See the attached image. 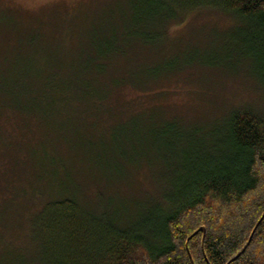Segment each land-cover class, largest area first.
Wrapping results in <instances>:
<instances>
[{"label": "rangeland", "instance_id": "obj_1", "mask_svg": "<svg viewBox=\"0 0 264 264\" xmlns=\"http://www.w3.org/2000/svg\"><path fill=\"white\" fill-rule=\"evenodd\" d=\"M142 1L0 0V74L53 90L38 105L0 100V264H50V202L140 225L230 160L235 113L264 120V21L222 0ZM109 46L130 51L110 57L119 78L83 88Z\"/></svg>", "mask_w": 264, "mask_h": 264}, {"label": "trees", "instance_id": "obj_2", "mask_svg": "<svg viewBox=\"0 0 264 264\" xmlns=\"http://www.w3.org/2000/svg\"><path fill=\"white\" fill-rule=\"evenodd\" d=\"M142 2L150 6L156 0ZM216 7L264 21V0H222ZM124 33L120 35L126 41H139L135 47L146 42L142 32ZM120 52L130 51L109 46L98 54L97 62L103 65L85 70L83 88L101 76L119 78L117 62L110 57ZM18 71L5 68L0 74L1 101L21 108L22 102L38 105L39 99L53 96V90H38V85L26 91V79ZM89 89L81 95H89ZM231 125L235 147L230 160L194 174L180 195L168 197L167 205H156L140 225H112L70 199L48 203L45 212L56 213L49 226L50 264H264V120L237 112Z\"/></svg>", "mask_w": 264, "mask_h": 264}, {"label": "water", "instance_id": "obj_3", "mask_svg": "<svg viewBox=\"0 0 264 264\" xmlns=\"http://www.w3.org/2000/svg\"><path fill=\"white\" fill-rule=\"evenodd\" d=\"M204 231V229H202Z\"/></svg>", "mask_w": 264, "mask_h": 264}]
</instances>
